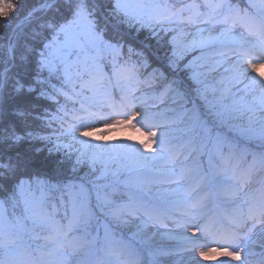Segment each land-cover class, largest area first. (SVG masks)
<instances>
[{
	"label": "snow or ice",
	"instance_id": "snow-or-ice-1",
	"mask_svg": "<svg viewBox=\"0 0 264 264\" xmlns=\"http://www.w3.org/2000/svg\"><path fill=\"white\" fill-rule=\"evenodd\" d=\"M17 7L18 5L9 2L5 11L0 13L5 27L8 26L10 14ZM140 7L128 0H41L39 9L30 13L37 20L31 35H13L6 46L10 49V55L7 51L0 55V65L3 67V72L0 73V121L11 125V129H4L3 139L12 140L14 144L24 140L49 141L50 144L49 137L36 134L26 125L29 108L37 106L34 102L47 100L59 105L61 96L67 102L72 96H83L85 90L95 93L98 90L96 86L103 85L106 80L111 82L112 76L107 73L108 66L103 64L102 59L93 57L91 64L85 62L83 66L79 59L72 60L75 50L85 44L97 52L111 54L114 70L119 69L127 73L129 79L147 84L149 89L159 93L162 103L171 101L184 109L183 115L189 117V130L193 133L210 136L218 123L225 119H237L231 113L226 116L225 113L217 112L215 105L208 103L207 93L202 91L201 85L205 83L207 71L213 70L199 63L200 54L212 39L209 36L206 40L202 34L216 31L218 27L224 31H234L238 23L241 27H246L249 34L257 39L253 43L246 41L243 34L239 35L237 44L240 47L248 43L252 47L239 54L232 70L235 78H240L241 82L243 79H250L252 83H256V78L248 75L243 63L245 57L250 59L252 62L248 67L252 72L264 67L256 62L264 59V0H261L257 16L250 15L248 10L256 8L253 0H249L248 8L244 9L239 5L234 6L230 0H203L202 3L191 0L190 3H181L179 6L161 2L155 4L154 9H164L169 14L159 18L156 15L146 17L138 11ZM225 25H232V28L225 29ZM178 29L185 38L191 37L182 48L178 45L179 36L174 34ZM197 36L200 38L197 39ZM113 75L118 73L114 72ZM260 79L264 80V73H260ZM260 86L264 88V84ZM100 90L104 91L105 98L91 104L87 102L92 98L85 96L77 110L80 114L75 116L76 123L70 124L65 130L66 137H71L73 143L82 146L76 150L78 155L75 159L73 143H61L59 137L51 146H33L31 154H0V221L7 225V230L0 227V264H16V257L22 252L19 234L11 231L14 219L18 221V218L8 216V203L11 202L15 209L22 202L27 211L31 200H36V192H40L37 203L42 207L43 190L52 187L50 181L58 180L64 173L69 175L66 177L67 183L60 190L67 193L63 206L66 218L69 206L71 207V217L68 218L67 231L63 228L57 229L56 235L49 238L62 245L59 237L67 239L74 228H82L88 232L90 226L94 225L95 234L88 241L89 246H99L98 251L106 252L111 257L100 260L98 264H142L141 250L137 246V242H144L142 231L132 233L125 239L118 235V229L129 223L126 216L144 215L151 218L155 211L153 203L128 193V203L118 205L114 197L119 195L124 199L125 194L116 181L108 182V178L118 176L119 170L110 167L108 162L98 159L96 155L89 156L87 151L89 148H98L103 152L113 149L114 145H92L87 140L79 139L75 132L77 128H83L79 133L80 137H94L106 142L112 138L97 135L98 132L116 127L135 129L140 133L137 141L140 148H136L134 144L124 145L123 148L140 156L145 167L149 161L165 159L166 151L171 153L172 150H166V134L159 130L160 125L153 122L148 111H133L135 105L127 95L122 94L117 103L113 95L102 88ZM193 94L198 100L204 101L203 106L198 104L191 109L187 107L192 103ZM260 102L264 107V96ZM105 105L110 109L108 112L104 110ZM112 116L119 118L112 119ZM99 120H111V123H106L100 129L88 128L89 124ZM19 124L25 126L19 128ZM138 124L140 127H137ZM233 127L236 136L229 137L217 155L209 156L206 168L188 173L183 170L180 173L173 172L167 178L174 185L171 189L174 199L171 202L185 206V215L177 221V226L197 227L205 242L207 236L215 238L216 234L203 222L198 225L190 224L189 218L194 220L196 212L188 210V206L197 211L207 207L213 187L218 183L216 174L212 171L214 164L224 167L230 162L232 149L251 139L250 129L240 124ZM142 128L145 130L142 131ZM128 139L131 140L132 137ZM258 139L264 149V122L261 124ZM225 147L229 155L225 154ZM141 148L152 155L145 156L140 151ZM85 164L89 171L85 176H80L79 172ZM30 219L40 226L48 222L47 216H32ZM142 223L147 226L146 220ZM257 224L264 229V193L258 201L256 198L249 199L246 213L241 209L233 211L222 238L239 246L241 236L247 238ZM197 239L199 238L193 233V249L203 247V244L196 242ZM210 251L216 252L217 249L212 248ZM50 254L64 257L61 264H68L67 256L60 248L50 250ZM199 255L208 258V252L201 251ZM220 255L240 260V253L229 251L227 247L220 251ZM193 264H198L194 258ZM241 264L244 262L241 261Z\"/></svg>",
	"mask_w": 264,
	"mask_h": 264
},
{
	"label": "trees",
	"instance_id": "trees-1",
	"mask_svg": "<svg viewBox=\"0 0 264 264\" xmlns=\"http://www.w3.org/2000/svg\"><path fill=\"white\" fill-rule=\"evenodd\" d=\"M132 0H128L130 2ZM172 3V0H168ZM9 2L18 5L16 10L12 12L7 20V27H5V21L3 18H0V55H3L5 51L10 55V49L6 46L8 45V41L10 37L15 34H20L24 36L25 34L31 35L32 29L35 27L37 20L35 17H32L30 13L35 12L39 9L41 4V0H0V13H3L8 6ZM187 2H191V0H179L177 2V6L181 3L187 4ZM203 2V0H202ZM230 2L235 6L239 5L241 9L248 8L249 0H230ZM260 4V3H259ZM250 15L256 16L257 9L256 8H248ZM166 15L169 13L166 11ZM175 34V33H174ZM213 46V45H210ZM208 46L206 49H208ZM214 48L221 49L225 48V44L217 43L214 45ZM242 50L244 47H240L238 44H235L232 47V50ZM163 54V53H161ZM125 55H127V49H125ZM201 59H206L205 55L200 54ZM111 64H108V66ZM3 72V67L0 65V73ZM114 72L124 76L127 80V83L118 82V75H113ZM107 73L112 76L111 82L109 83L107 80L100 85V88L94 93L91 90H85V94L79 98L72 96L70 99L65 101V97L61 96L59 98V105L56 103L43 100V101H35L37 104L36 107L29 108V115L26 118V125L29 129L33 130L36 134L49 137V141H28L24 140L19 144H14L12 140L5 141L3 139L4 129H11V125L6 121H0V154L10 153L15 156L18 152L21 154H31L33 146L40 144H55L57 142V138L61 143H73L71 141V137H66L65 130L69 127L70 124L76 123L75 116L80 113L77 111L81 103L84 102L85 96L91 97L87 103L96 104L98 101L103 100L105 98L104 91L100 89L106 90L109 94L113 95V98L116 102H119L120 96L122 94L127 95L131 98V103L135 105L133 111L141 110L144 104L151 103L153 101L160 100V96L158 92L152 91L149 89L147 84L129 79L127 73L119 71V69H113L110 67L107 69ZM227 71L224 69L222 71L217 72L207 71V75L205 78V83L201 85L204 87L202 91L207 93V96L210 100L211 105H215V109L217 112H222L227 114L231 113L234 116V113L237 116L242 113L240 117L234 120L225 119L222 123H218L215 129H212L211 135H200V133H193L189 130L190 121L189 117L183 115L184 109L178 107L177 105L161 109L154 114H151L153 117V122L160 125V129L165 132L167 135L169 132L166 128H163L165 124H168L171 120H175L178 124L169 130L173 132L172 136L165 137V140L168 141L166 144V150L171 149L172 152L169 153L166 151V155L176 156L178 154V158H183L186 154H190L189 161H185L186 164L184 166L191 167L190 172H194L198 169H203L208 166L209 158L207 154L217 155L218 150L224 146V142L229 137L236 136V130L233 127L235 124L243 125L245 128H253L247 126L248 121L252 120L250 115H253L252 112L246 113V110H242L238 108V102L233 103L231 106L224 103L222 96L225 95L223 90H220L224 95H217L214 92V87L210 85L212 80L216 79H225ZM214 94V95H213ZM217 95V96H215ZM264 96L262 94L260 97H257V100L247 101L248 104L253 109H263L261 106V97ZM211 97V98H210ZM215 97L218 99H215ZM194 100V102H193ZM193 100L191 104H188V108L191 109L196 107L198 104L203 106L204 102L202 100H198L193 94ZM258 105V106H257ZM87 106V104L85 105ZM229 107V108H227ZM175 109V110H173ZM95 110V109H92ZM105 112H108L110 109L105 105ZM119 117L112 116V119H117ZM102 122V125L106 123H111V120H99ZM259 121V120H258ZM262 121L258 127V132H253L251 139H247L242 142L238 147L232 149L230 153V162L227 163L224 167L220 165L213 166L212 171L215 172L216 178L218 181H221L222 184L217 183L214 185L212 192L214 194H219L221 197H215L216 201L227 200V203L233 197H237L240 193V190L243 187L245 181H248L247 189L248 194L254 196L256 200H259V197L262 193H264V149L261 148V141L258 139L259 130L261 128ZM100 126L94 127L99 129ZM24 124H19V128H23ZM104 127V126H103ZM102 127V128H103ZM137 127H140L138 124ZM90 129L93 127H89ZM83 128H77L75 135L79 137L81 140H87L92 145H98L102 143H107L110 145H114L113 149H108L101 152L98 148H89L88 154L89 156L96 155L98 159L102 158L104 161L108 162L110 167H115L119 170V174L116 177L109 176L108 182L116 181L119 188L125 194V198L117 201L118 205H124L128 203L127 194L133 193L137 198H146L147 201L152 202L155 211L153 212V218L158 220L162 219H170L178 212L182 214L185 212V206L176 205L171 201L174 199L171 193L164 192L159 195L158 198L150 197L149 185L153 182V178L157 176L156 173L153 172L152 168L155 167L157 160L149 161L147 167L144 166V161L140 158V156L136 155L132 152H127L124 150L123 146L127 144H134L136 148H140L139 143L137 142L140 138V133L132 128H121L116 127L109 131L98 132L97 135H104L111 137L112 139L109 141H99L94 137H80L79 133ZM144 131L145 129H141ZM147 130H156V129H147ZM258 134V135H257ZM165 135V136H166ZM179 135L183 138V142L179 139ZM257 135V136H255ZM132 137V139H128ZM209 144L206 148L204 145ZM82 146L78 143H73V159L78 155L77 149H80ZM225 154L229 155L227 148L225 147ZM140 151L145 156H151V153L144 152L141 148ZM100 166L99 164L97 165ZM89 171L88 165L85 164L83 166V170L79 172L80 176H85ZM240 173V179L237 182L236 177ZM256 173H258L257 176ZM69 173H64L58 180H52L50 183H67L66 177ZM254 176V177H253ZM78 182V181H77ZM233 196V197H232ZM67 199V193H65V198ZM226 203V204H227ZM222 207V206H221ZM39 209L34 211V213L39 216H47L48 222L46 223V227L39 229V227L31 228L29 238L31 240H36L39 238H49L56 235V230L63 228L67 231L68 218L71 217V207L68 209V218L65 216V208L62 205L58 213L53 214L50 213L49 209ZM208 207L201 210L200 216L207 217L209 222L212 216H210L208 212ZM223 209V208H222ZM176 210L177 212H175ZM216 211L212 212L215 213ZM233 213H226L224 217H230ZM212 215V214H211ZM224 215V214H223ZM178 219V218H177ZM55 221H57L56 225ZM210 223H208L209 225ZM52 225L53 228L50 230L44 231L48 226ZM213 227V224L210 225V228ZM94 228V225H93ZM44 231V232H43ZM129 231V230H128ZM89 233L82 231L81 229H76L70 232L67 239H64L63 236L59 237V240L64 243V245L68 246L69 250L74 248L78 249L80 262L78 264H98V262L102 259H110L106 252L98 251V247H90L88 241L92 239V236L95 234V229ZM125 233V231H124ZM127 234V233H125ZM101 235L103 232L101 231ZM118 235H122L121 231L118 229ZM125 237V236H123ZM127 238L130 236L126 235ZM125 237V239H127ZM68 240V241H67ZM67 241V242H66ZM21 247L22 243L20 241ZM61 245V244H60ZM138 248L141 250V261L142 264H163L161 262L163 260L162 256L165 255V250H170L168 247L159 245V244H151L149 241H145L143 243L137 242ZM151 247H156L161 254L153 253L151 256L149 253ZM26 248L25 253H21V258H25V263L28 264H46L47 253L50 252L47 247H41L40 243L36 245V249L30 246H24Z\"/></svg>",
	"mask_w": 264,
	"mask_h": 264
},
{
	"label": "rangeland",
	"instance_id": "rangeland-1",
	"mask_svg": "<svg viewBox=\"0 0 264 264\" xmlns=\"http://www.w3.org/2000/svg\"><path fill=\"white\" fill-rule=\"evenodd\" d=\"M178 1L179 0H172V3L177 4ZM161 2H169V1L168 0H132L129 3H132L134 5H140L141 7L138 9V11L145 14L146 17L149 15H156L159 18L160 16L167 14L166 10L164 9H159V10L154 9L153 6ZM253 3L256 4V9H259L261 7V0H253ZM224 28L231 29L232 25H225ZM175 34L179 36L178 45L181 48L184 46L186 40L191 39V37L185 38V36L179 31V29ZM241 34L244 35L246 41H251L254 43L257 39L255 36L250 35L247 28L245 29L244 27H241L239 23L236 25L234 31H224L218 27L216 31H213L211 33L204 32L202 34L204 39L207 40L209 36H211L212 38L209 41L208 46L210 45L213 46H210L208 49L203 50L202 55H205V57L207 58L200 59L199 63L201 65H207L208 69H213L212 71L216 70L217 72H219L224 69L227 71L225 79L219 78L216 80H212L210 82V85L214 87L213 93L214 94L217 93V95L218 94L224 95L223 93L225 92V95L222 96L225 104L231 106L233 103L238 102V108H241L242 110H246L245 114L252 112L253 115H250L252 117V120L248 121L247 126L253 127L252 129L249 128L253 132H258V129H256L255 127L259 128L261 121L264 122V108L257 110L253 109L248 104H246V102L257 100V97H260L262 94H264V88L260 86L264 84V80L260 79V73H264V67H259L257 72H252L251 69L248 67L249 63H251L252 61L247 57H245L243 67L244 69L247 70V73L250 77L256 78L257 82L252 83L250 79H243L241 82L240 78H235V73L232 70L233 65L236 64L239 54L247 51V50H236V49L232 50V47L235 44H237V38ZM199 38L200 37L197 36V39ZM217 43L225 44L226 47L221 49L214 48V45H216ZM245 46L251 49L252 44L248 43ZM93 57H98L99 59H102L104 65L108 66V64H111L107 67V69L112 67L113 58L111 54H109L108 52H97L87 44H85L82 48L75 50V52L72 55V60L76 61L77 59H79L81 66H83L85 62L91 64ZM256 62L259 65H264V59H258ZM117 78H118V82H124V83L128 82L127 80H125L126 78H124V76L120 74H118ZM96 87L100 88V85H97ZM201 88L204 89V87L202 86ZM220 90H223L224 92L222 93ZM215 99H218V97L217 98L215 97ZM208 103L210 104L209 98H208ZM173 106L175 105L172 104L171 101L162 103L161 100H157L151 103L144 104L142 109L137 110V112L148 111L150 114H154L161 109H166ZM242 113H240L239 116H237V114L234 113V116L238 118L242 115ZM177 124H178L177 121L171 120L168 124L164 125L163 128H166V130L169 132L165 137L173 135V132L169 130V127L173 128ZM100 125H102V122L97 121L94 124H89L88 128L89 127L94 128ZM104 125L99 127V129L102 128ZM251 130L250 132L252 133ZM251 133L250 135H252ZM200 135L203 134L200 133ZM179 139L183 142V138L180 135H179ZM208 145L209 144H207L206 142L204 147L206 148ZM179 155L180 154L174 157L170 155H166L165 159L162 160L157 159L155 167L152 168L153 172L156 173L157 176L153 178L152 180L153 182L149 185V190L151 194L150 197L158 198L159 195L164 192L172 194L171 189L174 187V185H172L167 178L171 176L173 172L180 173L181 170H183L185 173L190 172L191 167L184 166V164H186V162L189 161L190 154H186L183 158H178ZM207 156L209 158L208 154ZM257 174L258 173H256V175ZM239 179H240V173L236 177V181L238 182ZM248 183H249L248 181H245L237 197L232 196L233 198L231 199L234 200L233 202H230L228 204L229 207L237 209L240 206L239 203L241 202L243 212L245 213L247 212V208H248L247 201L250 198H255L254 196L248 195L251 193L248 192L249 188L248 189L246 188ZM220 184H222L221 181ZM245 190L248 194L245 192ZM47 191L55 193L56 188L54 187L53 190H51V187L44 189L43 192L45 193V195ZM114 199L116 201L121 200L119 195L115 196ZM37 201L38 200H31L30 204L28 205L27 211H25L22 202L20 206L16 207L15 209L13 208L11 202H9L8 205L6 206L8 216L18 218V221L14 219L13 221L14 227H12L11 231L13 233L19 234V238L22 243V247H21L22 254L26 252V248H24V246H30V247L34 246V249H36V245L38 244V242L40 243L41 247H48L49 250H52L55 247L58 248L57 247L58 244L55 241H49L44 238L45 240L44 243L43 238H39L36 240H31L29 238L31 228H35V227L44 228V226L34 224L32 219H30V217L32 216H39L38 214L34 213V211L38 210ZM50 202H51V197L50 195H48L44 199V205H47ZM207 207L209 208V204H207ZM188 210L196 212L194 220L192 218H189L190 224L195 223L198 225L201 222H203V218L200 216L201 210L197 211L195 209H192L191 206H188ZM207 210L210 214V210L209 209ZM174 211L177 212L176 210ZM184 215L185 212H183L182 214L177 212L175 216L165 220L164 219L158 220L156 218L153 219L152 217L149 218L148 216H144V215L126 216L125 218L129 221V223L126 226L121 227L119 230L121 231V234H123V236L125 237L126 235L131 236L132 233L142 231V235L145 241H149L151 244L156 243L159 245H163L168 248L174 247L172 251L165 250L164 253L165 252L168 253L162 256V258L165 261L174 264H193V258L195 262H198V264H241V261H243L244 264H264V247H262V244H264V229H262L260 224L256 225V228L248 234L247 238L243 237L242 235L241 240L238 242L239 246H237L234 245L231 240L222 238V236L227 231L224 230V228L223 231H220L218 233L219 236L215 238L211 236H207V240L205 242V238L201 235L197 227L195 226H189L186 228L178 227L177 221L180 220ZM145 220L147 221L146 227L142 223V221ZM248 223L250 225L251 221H249ZM0 227H4L5 230H7V225H5L3 221H0ZM78 229H81L82 231L86 232L82 228H78ZM92 230H94V228L93 226H90L89 231L86 233H89ZM124 231L127 234H125ZM193 233H195L196 237L199 238L197 239L196 242L198 244H203V247L198 246L194 249L191 247V240L193 238ZM184 237H187L188 239L186 240L184 239ZM224 247H227L229 251L235 250L239 252L240 260H233L231 257L221 256L220 251ZM212 248H216L217 251L211 252L210 249ZM60 249L63 253L66 254L68 264H78L80 262V256L77 248H74L69 252H66L67 250H69V248L68 246L63 245L60 247ZM201 251L208 252L207 259L202 258L199 255ZM155 253L161 254L160 251H158V249L155 250ZM63 259L64 257L59 255L52 256L50 257L49 260L46 261V264H61V261ZM16 264H25V262L21 261L17 256Z\"/></svg>",
	"mask_w": 264,
	"mask_h": 264
}]
</instances>
